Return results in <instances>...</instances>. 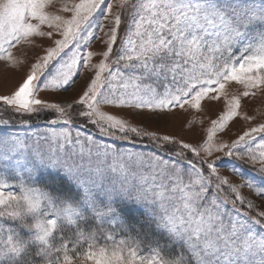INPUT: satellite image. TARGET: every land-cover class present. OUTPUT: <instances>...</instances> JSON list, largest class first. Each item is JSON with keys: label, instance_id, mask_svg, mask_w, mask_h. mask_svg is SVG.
<instances>
[{"label": "snow or ice", "instance_id": "snow-or-ice-1", "mask_svg": "<svg viewBox=\"0 0 264 264\" xmlns=\"http://www.w3.org/2000/svg\"><path fill=\"white\" fill-rule=\"evenodd\" d=\"M26 63L0 94V264H264V122L218 138L264 96V0H0V64ZM222 98L199 142L147 127Z\"/></svg>", "mask_w": 264, "mask_h": 264}, {"label": "rangeland", "instance_id": "rangeland-1", "mask_svg": "<svg viewBox=\"0 0 264 264\" xmlns=\"http://www.w3.org/2000/svg\"><path fill=\"white\" fill-rule=\"evenodd\" d=\"M102 35L103 34L101 33V36ZM50 43L51 42L46 38L38 39V47L34 49L23 48L21 52L17 53V55L22 56V58L26 59L27 61H31L35 55L42 52V48L44 46H47ZM103 49L104 46L100 41H96L92 44L91 50L93 51L100 52ZM22 53L26 55H22ZM98 59L99 57L94 58L93 63L97 62ZM28 66V63H26L21 69L13 71L11 69L5 70L2 64H0V94L10 93L22 81ZM92 74L93 73L89 72V70L84 69L83 74L68 92H61L54 96L49 93H41V98L49 101L71 102L72 100L77 99L80 94H82V91ZM238 90L239 89L236 87H231L229 89L231 93H235ZM242 105V111L247 112V114L253 116L254 119L250 122L240 118L234 119L229 123V126L225 132L218 133L219 139L231 142V140L242 134V132L247 130V128L264 122V96H258L255 99H244L242 100ZM224 109L225 101L223 98L217 102L205 101L203 104V111L201 112L189 110L185 113L177 110L175 114L169 118L168 122H149L147 127L160 133L170 134L176 136L179 139L196 143L206 135V129L210 126L211 120L217 119ZM106 110L115 111V109L112 108H106ZM193 118H195L197 121L202 120L204 123H196L189 129L188 122ZM136 123H138V121H136ZM220 172L222 175L228 176L233 182L238 180L237 177L231 175L227 168H221ZM245 193L247 194V190H245Z\"/></svg>", "mask_w": 264, "mask_h": 264}, {"label": "trees", "instance_id": "trees-1", "mask_svg": "<svg viewBox=\"0 0 264 264\" xmlns=\"http://www.w3.org/2000/svg\"><path fill=\"white\" fill-rule=\"evenodd\" d=\"M133 215H135V213Z\"/></svg>", "mask_w": 264, "mask_h": 264}]
</instances>
